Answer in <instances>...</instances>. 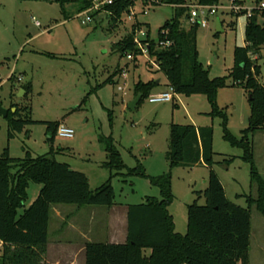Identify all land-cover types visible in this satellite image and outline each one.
Listing matches in <instances>:
<instances>
[{
    "label": "rangeland",
    "instance_id": "obj_1",
    "mask_svg": "<svg viewBox=\"0 0 264 264\" xmlns=\"http://www.w3.org/2000/svg\"><path fill=\"white\" fill-rule=\"evenodd\" d=\"M231 1L219 0L215 5L217 14L209 18L208 27H198L196 32L199 62L211 79L227 77L234 68L235 48L244 47L248 16L231 12ZM186 3L198 4L197 0ZM80 4L73 1L66 6L65 13L60 0H0V157L6 149L13 159H25L28 154L53 157L84 174L92 191L111 181L115 204L120 207L141 205L147 198L161 199L160 190L151 184L150 178L170 174L174 201L169 212L176 233L186 235L188 207L194 203L206 205L204 193L210 169L202 164L171 169L168 160L171 129L173 125L212 127L216 154L213 170L228 200L246 208V200L238 196L256 198L257 187L251 182L249 165L242 160L243 152L224 141L222 121L209 116L211 106L207 97L175 96L173 102L163 104H152L146 99L135 110L130 108L137 98L135 87L139 82L160 81L151 95L154 96L169 91L168 81L153 66L154 60L139 56L137 62H130L113 51L112 46L130 33L135 22L158 44L159 31L173 19L174 8L137 1L133 8L136 17L130 21V16L125 15L124 23L109 32L103 13L84 24L81 15L87 10L79 12ZM240 4L250 10L264 4V0H241ZM217 21L222 32L216 37ZM182 25L186 31L192 26L185 18ZM260 65L264 78V51ZM118 70L121 73L114 82L107 83ZM28 87L29 91H25ZM217 102L228 116V130L240 139L249 126V95L241 87H230L219 92ZM17 107L29 109L34 122L66 125L75 132L74 138L56 136L50 141L46 126L36 124L9 139V120L1 110L14 113ZM110 138L125 166L132 170L141 165L147 178L128 176L127 171L120 174L105 166L109 160L103 140ZM250 141L257 168L264 178V130L252 135ZM229 159H233L230 165L222 164ZM41 189V185L30 186L19 215L33 205ZM94 208L107 210L94 206L85 210ZM54 217L51 213V234L60 227L58 223L55 225ZM97 241L107 244L108 238L101 236ZM2 252L0 247V257ZM249 258L250 264H264V217L255 207Z\"/></svg>",
    "mask_w": 264,
    "mask_h": 264
},
{
    "label": "trees",
    "instance_id": "obj_2",
    "mask_svg": "<svg viewBox=\"0 0 264 264\" xmlns=\"http://www.w3.org/2000/svg\"><path fill=\"white\" fill-rule=\"evenodd\" d=\"M79 2V12L92 7L93 0H60L66 6ZM153 6L174 8L173 19L159 31V42H171L168 48H158L150 42V56L173 88L177 96H205L211 106L209 116L222 121L223 139L233 148L243 152L242 160L249 165L251 182L257 187V197L244 198L247 207L232 204L225 193L224 186L213 170L216 154L213 150L212 127L197 128L194 125H173L170 136L168 160L171 169L181 166L203 164L210 169L208 188L204 193L205 206L197 203L188 207V232L176 233L169 207L174 201L171 188V175L150 178L153 186L161 192V199L147 198L146 202L128 207V238L122 245L90 243L86 246V264H250L252 231V209L264 217V178L260 174L254 157L250 137L264 130V86L260 61L264 51V11L256 12L248 19L245 27V46L234 50V68L224 78L211 79L199 62L196 46V32L199 24L186 31L182 19L190 20V6L186 0H149ZM219 0H197L201 6L214 7ZM148 2H143L147 5ZM132 0H120L106 8L105 21L109 32L117 30L124 23L125 15L135 7ZM92 14V18L100 15ZM142 28L135 22L130 33L112 46L121 58L129 54L134 62L141 55L134 43V31ZM219 34H215L217 37ZM121 73L118 70L107 83ZM15 79V75L12 77ZM160 85L156 82H139L135 87L138 104L149 99ZM230 87H241L249 95L251 116L248 128L241 138L233 136L228 130L229 119L226 112L218 106V94ZM29 91V87L25 89ZM137 106V107H138ZM29 109L16 108L8 111L9 139L14 138L25 127L44 125L52 141L58 132L59 123H37L30 117ZM13 116V118H10ZM108 154L105 166L112 171L128 172V176L147 178L141 165L129 170L123 163L113 140H103ZM233 159L223 161L230 165ZM32 184L42 189L33 205L19 215L28 198ZM67 205L77 208L106 207L115 204V193L111 181L92 191L88 178L53 157H32L13 159L9 149L0 157V242L3 244L1 264H45L49 241V223L53 206Z\"/></svg>",
    "mask_w": 264,
    "mask_h": 264
},
{
    "label": "crops",
    "instance_id": "obj_3",
    "mask_svg": "<svg viewBox=\"0 0 264 264\" xmlns=\"http://www.w3.org/2000/svg\"><path fill=\"white\" fill-rule=\"evenodd\" d=\"M158 82L160 85L161 82ZM85 208L67 210L60 205L51 208L55 225L58 223L60 227L52 234L49 232L45 264H86V246L101 243L97 241L101 236L108 238L107 244L122 245L127 242L128 207L115 205L107 210L94 208L92 212Z\"/></svg>",
    "mask_w": 264,
    "mask_h": 264
},
{
    "label": "built area",
    "instance_id": "obj_4",
    "mask_svg": "<svg viewBox=\"0 0 264 264\" xmlns=\"http://www.w3.org/2000/svg\"><path fill=\"white\" fill-rule=\"evenodd\" d=\"M120 0H93L92 7L84 12L83 15H81V18L84 17L83 23H91L93 21L92 14L96 12H100L101 14L106 13V8L114 5L116 2ZM132 1H140L148 2L147 5L150 6L152 3L149 0H132ZM241 0H232L231 1V12L236 14L237 16H240L242 14H247L248 19L252 18L256 12L264 11V4H261L258 8L246 10L243 9L241 6ZM132 8L130 10L129 14V20L132 21L133 18L136 17L135 12ZM146 15L147 13L144 12ZM217 14V8L214 7H208V6H201L199 4L190 6V22L192 25L199 24L202 28L208 27V20L211 16H215ZM134 43L137 47V49L141 52V55L144 58H147L149 61L152 59L150 56V42L148 41V35L142 30V28H137L134 31ZM173 44L171 42H159L157 44L158 48H168L171 47ZM127 60L132 62L134 60V56L132 54H129L127 56ZM154 60V59H152ZM151 60V61H152ZM152 64V63H151ZM153 66L158 67L156 63H153ZM260 85L264 86V78L260 77L259 79ZM175 91L173 88H169L168 92H163L158 95L150 96L149 101L152 104H163V103H169L173 102L175 100ZM58 137L64 138V139H73L75 136V132L68 128L66 125L61 124L58 128L57 132Z\"/></svg>",
    "mask_w": 264,
    "mask_h": 264
},
{
    "label": "water",
    "instance_id": "obj_5",
    "mask_svg": "<svg viewBox=\"0 0 264 264\" xmlns=\"http://www.w3.org/2000/svg\"><path fill=\"white\" fill-rule=\"evenodd\" d=\"M221 28H222L221 23H220L219 21H217L216 34H220V33L222 32ZM157 84L159 85V82H157ZM140 100H141V97L138 96V97L136 98L135 102L131 105L130 108H131L132 110H135V109L137 108V106H138ZM1 113H2V115H3L5 118H7V115H8V112H7V111H5V110H1Z\"/></svg>",
    "mask_w": 264,
    "mask_h": 264
}]
</instances>
